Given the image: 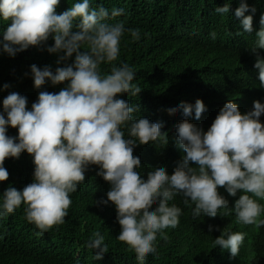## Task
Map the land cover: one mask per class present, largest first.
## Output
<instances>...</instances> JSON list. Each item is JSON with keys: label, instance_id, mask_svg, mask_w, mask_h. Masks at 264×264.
Segmentation results:
<instances>
[{"label": "clouds", "instance_id": "clouds-1", "mask_svg": "<svg viewBox=\"0 0 264 264\" xmlns=\"http://www.w3.org/2000/svg\"><path fill=\"white\" fill-rule=\"evenodd\" d=\"M59 3L0 0V21L6 22L0 31V53L15 57L30 46L43 45L49 53L59 54L56 63L63 62V66L53 71L51 65L32 63L24 75L31 76L38 89L49 81L52 85L66 82L58 92L39 91L31 108L27 107V97L16 91L2 100L0 181L9 176L5 158H18L24 150L32 155L34 170L31 183L21 189L9 184L0 193V217L15 212L23 203L25 219L39 230L38 234L64 223L71 204L69 194L84 181L88 168L97 165V175L111 187L107 199L94 202L115 205L120 225L116 239L128 245L141 264L149 254L157 253V235L164 236V229L178 225L182 209L169 203L177 194L183 196L194 219L202 214L216 217L234 212L237 223L264 225V204L260 202L264 200V123L260 120L264 102L257 99L250 110L241 112L229 99L206 131L189 119L179 121L175 146L183 154L177 167L169 174L165 165H156L145 177L140 157L133 155L134 147L169 136L163 121L133 117L138 105L130 104L122 94L135 97L141 92L133 83L136 70L123 61L113 63L124 33L139 40L140 30L126 28L122 21L108 22L125 11L122 7L113 6L110 11L102 4L93 7L92 0H74L71 7L57 13ZM249 8L251 12L246 15ZM214 11L222 16L231 13V0ZM255 12L254 5L240 0L234 16L243 31L253 32ZM259 24L249 49L255 54L254 67L264 88V55L260 51L264 49V13ZM240 34L238 29L236 35ZM210 35L215 39V32ZM50 36L54 43L49 45ZM102 63L110 64V71L102 73ZM10 86L6 82L3 89ZM206 107L203 99L197 98L194 103L180 101L168 110L179 109L184 116L194 114L199 119ZM8 126L16 127L17 135H8ZM220 187L231 196L240 193L232 207ZM214 227L219 226L209 225V231ZM244 237L245 233L224 227L212 244L235 257ZM84 245L97 259L109 251L99 231L93 232Z\"/></svg>", "mask_w": 264, "mask_h": 264}, {"label": "trees", "instance_id": "trees-1", "mask_svg": "<svg viewBox=\"0 0 264 264\" xmlns=\"http://www.w3.org/2000/svg\"><path fill=\"white\" fill-rule=\"evenodd\" d=\"M74 0H60L57 13L71 7ZM227 0H92V6L103 5L111 11L113 6L124 8V12L108 22L122 21L126 28L140 30V39L133 40L125 32L121 38L120 52L116 61L128 63L136 70L133 83L141 88L135 96L122 94L130 104L138 105L134 118L145 116L150 121H163L169 139L161 137L137 144L133 155L141 159L142 175L156 165H165L169 174L177 167L182 150L175 146L176 124L189 119L206 131L229 100L236 102L245 112L253 107L257 99L264 102V88L260 87L258 69L254 67L255 54L249 46L255 40L259 19L264 13V0H247L256 7L253 14V32L243 31L239 18L234 16L240 0H231V13H215L216 6ZM251 8L245 14H249ZM6 22L0 21V31ZM241 34L236 35L237 30ZM74 31L77 29H73ZM215 32V39L210 33ZM50 36L47 44H53ZM264 55V49H261ZM57 53H49L43 45L30 46L11 57L0 53V110L3 98L12 91L25 95L27 107L37 99L38 92H58L66 82L52 85L46 82L36 88L31 76L30 65L39 67L51 65L55 71ZM74 55L71 59H74ZM71 59L68 61L71 62ZM100 71H110V64L102 63ZM11 86L3 89L4 83ZM121 95V94H117ZM203 99L206 110L199 119L195 115L184 116L181 110L169 111L171 105L180 101L194 103ZM260 120L264 123V114ZM17 128L8 126V135H17ZM127 136V129H125ZM4 166L9 172L6 180L0 181V193L9 184L23 188L33 180L32 155L24 150L20 156L6 157ZM97 165H91L85 179L76 191L70 193L71 204L64 223L54 225L49 231L38 234V229L25 219L24 205L5 217H0V264H141L135 253L116 239L120 225L116 220L115 205L95 203L101 197L107 199L111 185L97 175ZM139 171V169H138ZM219 191L234 205L237 196L229 195L223 187ZM183 196L177 194L169 203L182 209L175 228L164 229L165 235H157L155 255L149 254L143 264H264V225H244L236 222L235 213L227 216L193 218L191 208L183 203ZM264 204V200L260 201ZM154 202L152 207L156 206ZM194 207V205H193ZM221 211H226L222 209ZM264 217V213L261 214ZM209 225L214 227L209 231ZM227 227L233 232L245 233L239 254L230 256L227 249L214 247L212 241ZM95 231L105 236L109 251L102 258H94V251L84 241Z\"/></svg>", "mask_w": 264, "mask_h": 264}]
</instances>
